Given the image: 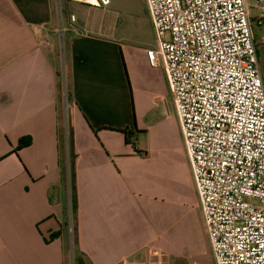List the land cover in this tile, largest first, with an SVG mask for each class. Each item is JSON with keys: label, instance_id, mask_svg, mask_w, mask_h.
I'll return each mask as SVG.
<instances>
[{"label": "crops", "instance_id": "0c3cea01", "mask_svg": "<svg viewBox=\"0 0 264 264\" xmlns=\"http://www.w3.org/2000/svg\"><path fill=\"white\" fill-rule=\"evenodd\" d=\"M60 1L64 25L74 15L83 34H66L77 258L148 264V254H169L165 211L177 196L187 194L200 213L165 73L148 62L151 21L143 43L123 44L107 7ZM246 1L257 22L256 0ZM56 2L0 0V264H67L71 182L59 43L51 34L43 46L39 29L55 27ZM72 4L82 7L80 17ZM134 126L127 144L121 131ZM22 140L30 144L18 149Z\"/></svg>", "mask_w": 264, "mask_h": 264}, {"label": "built area", "instance_id": "2783aa9c", "mask_svg": "<svg viewBox=\"0 0 264 264\" xmlns=\"http://www.w3.org/2000/svg\"><path fill=\"white\" fill-rule=\"evenodd\" d=\"M145 3L155 36L148 62L166 76L213 264H264V79L250 6L246 0ZM253 8L262 26L264 0ZM39 29L43 46H51L49 36L56 34L63 51L67 33L83 35L74 15L64 25L60 0L55 27ZM70 219L72 198L66 224L71 239Z\"/></svg>", "mask_w": 264, "mask_h": 264}, {"label": "rangeland", "instance_id": "374dc122", "mask_svg": "<svg viewBox=\"0 0 264 264\" xmlns=\"http://www.w3.org/2000/svg\"><path fill=\"white\" fill-rule=\"evenodd\" d=\"M75 4H72V8L76 15L80 17L83 9L80 5ZM108 5L106 6L109 12L108 16L111 18L119 38H121V43L131 44L133 41H141L143 43L147 38V30L149 31L150 28V19L147 17L145 0H110V4ZM256 14L257 12H252L253 16ZM252 27L259 54L260 72L264 79V24L259 27L255 21L252 23ZM57 43H59L58 39ZM65 52L66 49L63 51L58 46V57L60 60L59 113L63 135L65 134L70 150L68 156L69 164H67V170L70 172V162L72 161L70 129L72 103L67 65L68 56L67 52ZM166 124L169 123L167 122ZM138 143L141 147H145L148 144V138L139 136ZM174 201L176 203L175 207L165 209L168 234L165 236L163 246L169 254L165 252H160L158 256L148 254V264H213L207 234L199 210L188 201L187 194H182V197L177 196ZM70 223L74 228V233L73 237H71L72 242L69 245L67 264H72L70 262V256L73 255L72 257L75 261L77 257L74 216L72 221L70 219ZM70 252L72 253L70 254Z\"/></svg>", "mask_w": 264, "mask_h": 264}, {"label": "trees", "instance_id": "16d2710c", "mask_svg": "<svg viewBox=\"0 0 264 264\" xmlns=\"http://www.w3.org/2000/svg\"><path fill=\"white\" fill-rule=\"evenodd\" d=\"M71 97V94H70ZM135 128H129L128 130H123L121 131L122 134H124L125 136V140L127 144L131 143V138L130 135H132L130 129ZM30 144L29 141L27 140H22L20 141V144L18 146V149H21L23 147H27ZM72 148V145H71ZM72 152V161L70 162V172L67 170V166H66V170L67 172L70 173V180H71V198H72V211H73V216H74V222H75V218H76V213H77V195H76V182H75V163H74V157H73V151L71 149ZM66 164V163H65ZM65 170V168H64ZM66 172V171H65ZM75 232H76V225H75ZM76 264H83L81 258H77L76 257Z\"/></svg>", "mask_w": 264, "mask_h": 264}]
</instances>
